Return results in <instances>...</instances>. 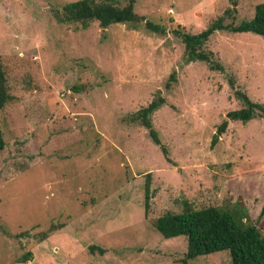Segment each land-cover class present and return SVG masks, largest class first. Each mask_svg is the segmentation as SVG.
Here are the masks:
<instances>
[{
    "label": "rangeland",
    "instance_id": "rangeland-1",
    "mask_svg": "<svg viewBox=\"0 0 264 264\" xmlns=\"http://www.w3.org/2000/svg\"><path fill=\"white\" fill-rule=\"evenodd\" d=\"M68 1L0 0L11 96L0 108V264H182L185 237L162 238L152 221L179 213L183 200L191 208L239 201L264 232V116L225 117L242 106L229 78L264 109V37L212 32L202 47L218 71L183 61L170 32L196 33L219 17L236 24L264 0H135L133 12L162 25L161 35L141 24L56 22L52 12ZM157 98L154 144L122 118ZM26 251L30 259L16 262ZM185 264L229 258L220 250Z\"/></svg>",
    "mask_w": 264,
    "mask_h": 264
},
{
    "label": "trees",
    "instance_id": "trees-1",
    "mask_svg": "<svg viewBox=\"0 0 264 264\" xmlns=\"http://www.w3.org/2000/svg\"><path fill=\"white\" fill-rule=\"evenodd\" d=\"M134 1L126 0L120 6L113 0H72L61 4L52 13L56 22L77 23L80 28H85L90 21H95L100 28L111 23H122L133 29L141 24L147 31L158 35L164 34L165 29L162 25L145 20L133 12ZM221 21L220 17L215 18L207 27L196 33H187L176 28L170 30L171 34L178 37L182 44L183 61H203L207 64L208 69L222 71L221 65L211 58V52L204 49L203 44L212 32L219 30L251 32L264 37V1L253 6L252 16L247 20L233 25L222 24ZM166 79L167 81L174 80L173 70L169 72ZM227 82L232 88L233 96L242 103L241 107L225 113L227 119L245 122L255 114L264 116V109L261 104L251 101L244 92L234 87L230 78ZM10 99L11 96L7 93L0 62V108ZM160 101V98L152 99L146 105L122 118L126 123H137L142 126L154 144H158V139L151 126L149 116ZM224 126L225 121H220L216 133L222 132ZM214 141L215 138L212 136L211 142ZM2 146L3 140L0 132V149ZM147 189L146 174L143 182L145 199ZM181 203L182 208L179 213L165 212L152 221V226L162 238L178 235L185 237L182 264H185L187 259L220 250L227 252L229 264H264V232H261L259 227L255 225L256 221H248L241 202H235L232 206L224 208L210 205L191 208L184 200ZM142 206L144 214L146 211L145 201ZM263 211L264 207L261 208L260 214ZM46 233H48L47 230L39 233L38 239H43ZM93 248V246H88L87 250L90 252ZM95 249L102 252L100 248L95 247ZM29 259L30 253L26 251L17 258L16 262H25Z\"/></svg>",
    "mask_w": 264,
    "mask_h": 264
}]
</instances>
